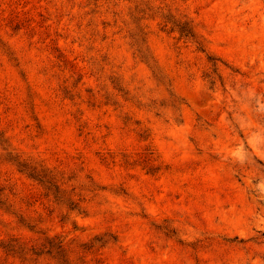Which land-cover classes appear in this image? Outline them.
Instances as JSON below:
<instances>
[{
	"label": "rangeland",
	"instance_id": "obj_1",
	"mask_svg": "<svg viewBox=\"0 0 264 264\" xmlns=\"http://www.w3.org/2000/svg\"><path fill=\"white\" fill-rule=\"evenodd\" d=\"M151 2L141 55L120 21L0 0V183L35 190L22 158L73 175L81 213L37 226L92 246L93 264H264V0ZM208 57L226 64L213 86ZM9 197L0 239L38 237Z\"/></svg>",
	"mask_w": 264,
	"mask_h": 264
},
{
	"label": "trees",
	"instance_id": "obj_2",
	"mask_svg": "<svg viewBox=\"0 0 264 264\" xmlns=\"http://www.w3.org/2000/svg\"><path fill=\"white\" fill-rule=\"evenodd\" d=\"M121 1L133 4L126 14H122V10H115L117 2ZM66 2L71 5V8L77 6L88 9L85 13L90 14L95 21L102 18L101 24L104 29L114 26L118 21L124 25L127 24L132 33L133 45L141 55H146L148 52L145 45V27L141 23L142 15L145 11H163L161 6H156L154 9L151 0H66ZM109 15L113 18V25L108 20ZM124 15L126 16L123 17ZM162 17L164 27H169V31L177 32L180 38L188 39L196 44L198 50L204 52L202 40L197 36L195 27L188 18L183 15H173L171 12ZM32 29L33 27L30 28ZM93 33H99L98 23L94 24ZM208 61L212 70L205 77L213 86L216 78L221 80L218 74L220 66H226V64L215 57H208ZM19 165L24 170H20L23 171L22 174L33 182L32 188L35 190L26 189L25 191L13 186V192L9 189L7 193V185L0 183V199L9 201V194L13 195V208L20 211V218L26 222L21 230H27L39 236L27 237L19 233L7 239H0V264H12L9 257H13V264H93L87 257V253L93 252L90 251L92 246H81L82 244L68 246L60 234L53 233L52 227L37 226V224L44 225V222L54 217H60L58 222L63 223V219L71 217L74 212L75 216L81 213L80 198H75L77 195L74 191L75 187L70 184L75 177L63 170L37 163L31 158L20 159ZM61 214L64 216H60ZM96 260L98 264L99 259Z\"/></svg>",
	"mask_w": 264,
	"mask_h": 264
}]
</instances>
